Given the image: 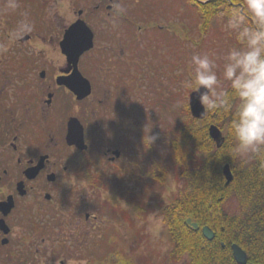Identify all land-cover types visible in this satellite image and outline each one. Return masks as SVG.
I'll return each mask as SVG.
<instances>
[{"label":"flooded vegetation","instance_id":"flooded-vegetation-1","mask_svg":"<svg viewBox=\"0 0 264 264\" xmlns=\"http://www.w3.org/2000/svg\"><path fill=\"white\" fill-rule=\"evenodd\" d=\"M87 1L76 11L75 0H0V264H90L99 239L120 251V233L139 228L141 133L118 91L135 87L148 28L124 19L120 0ZM79 18L94 36L78 64L91 87L83 99L59 84L75 72L61 45ZM148 67L162 71L154 59ZM72 119L86 149L67 142Z\"/></svg>","mask_w":264,"mask_h":264},{"label":"rangeland","instance_id":"rangeland-1","mask_svg":"<svg viewBox=\"0 0 264 264\" xmlns=\"http://www.w3.org/2000/svg\"><path fill=\"white\" fill-rule=\"evenodd\" d=\"M64 1L67 3V0ZM214 1L216 0H139L138 2L120 0L117 2V8L122 12L124 19H136V25L148 28V31L140 34L141 38L148 37H145V43L144 40L143 44L139 43L137 60L133 67L134 73L129 75L136 79L134 89L129 88L131 86L127 87L134 91V95H131V91L126 93L123 90L124 85L118 91L126 94L121 99V103L123 105L125 103L124 106H120L122 114L134 116L141 133L138 174L139 228H136L137 231L124 230L120 233L123 239V248L120 251H114L112 246L106 244V240L98 238L96 242L98 246H92L90 264H183L170 260L173 243L164 214V207L171 201L180 199L186 191V181L177 173V168L181 166L174 161L171 148L173 136L169 133L170 126L166 121L170 116L172 120L169 123L171 122L174 127L177 122L185 125L190 121L187 107L193 90L186 87V82L192 71L190 60L194 53H205L215 59L218 65L217 74L221 75L227 51L233 47H241L235 35L225 30V14L218 15L210 22L207 20L206 24L202 15L195 18L187 15L190 10L195 9V5L207 6ZM87 3H89L87 0H75L76 11L88 7ZM144 5L150 7L144 9L148 14L151 12L150 15L138 11ZM237 5L240 6L241 3ZM63 12L70 21L73 11L69 9ZM60 23H63L61 25L63 26L69 22L60 16ZM148 42L153 43V47ZM151 56L157 64H160L161 73L149 69ZM161 59L164 60L161 62ZM227 85L228 82L221 80L222 90ZM165 136L168 137L163 142L162 138ZM151 137H155L153 143ZM239 156L247 161H252L253 158L252 155L241 153ZM198 158L202 161L203 157L200 153ZM166 172L169 176L164 182ZM143 193L148 194L153 200L143 199L141 197ZM68 264H85V261L79 262L74 258L69 260Z\"/></svg>","mask_w":264,"mask_h":264},{"label":"trees","instance_id":"trees-1","mask_svg":"<svg viewBox=\"0 0 264 264\" xmlns=\"http://www.w3.org/2000/svg\"><path fill=\"white\" fill-rule=\"evenodd\" d=\"M239 3L241 0H216L207 6L195 5L187 15L191 18L202 15L206 24L207 20L241 7ZM147 8L150 7L145 5L138 11L150 15L144 10ZM223 90L230 91V85ZM187 116L192 126L190 121L185 125L176 121L174 127L169 123L170 116L166 121L170 135L175 138L171 142L174 161L181 166L177 173L186 181L185 194L171 201L164 211L173 243L170 260L183 264H238L231 249L232 244L238 243L249 255L247 264H264V158L253 156L252 161H247L239 156L229 131L230 113L208 111L207 118L199 121L190 118L188 105ZM211 124L224 132L226 143L221 149L209 137ZM197 153L202 155V161ZM226 163L235 175L228 187L222 172ZM142 195L151 198L146 193ZM188 218L199 228L189 226ZM207 225L216 233L213 241L202 234Z\"/></svg>","mask_w":264,"mask_h":264},{"label":"clouds","instance_id":"clouds-1","mask_svg":"<svg viewBox=\"0 0 264 264\" xmlns=\"http://www.w3.org/2000/svg\"><path fill=\"white\" fill-rule=\"evenodd\" d=\"M225 16V30L241 47L227 51L221 75L215 59L194 53L186 87L208 111L231 114L229 131L239 153L264 158V0H241ZM221 80L230 91L221 89Z\"/></svg>","mask_w":264,"mask_h":264},{"label":"water","instance_id":"water-1","mask_svg":"<svg viewBox=\"0 0 264 264\" xmlns=\"http://www.w3.org/2000/svg\"><path fill=\"white\" fill-rule=\"evenodd\" d=\"M94 36L92 30L88 27L86 22L82 19L77 20L66 32L65 38L62 42L63 53L69 58V61L75 65V72L70 78H61L59 84L67 86L78 99H83L91 92L90 83L84 78L78 69V64L81 56L87 51L91 50L94 46ZM190 110L192 116L199 120H204L207 117V109L201 105L197 99V93L194 91L190 95ZM209 136L216 143L217 148H222L226 142L222 130L215 124L209 127ZM67 142L69 145H76L81 149H86L87 146L84 141L83 127L77 119H72L69 123V132L67 135ZM223 176L226 181V186H230L235 176L229 163L223 166ZM6 213L10 212L13 208V203L4 204L3 206ZM187 223L194 229H198L197 223L192 222L191 219ZM202 234L208 241H213L216 238L215 231L210 226L202 228ZM233 257L238 264H247L249 255L246 250L234 243L231 246Z\"/></svg>","mask_w":264,"mask_h":264}]
</instances>
